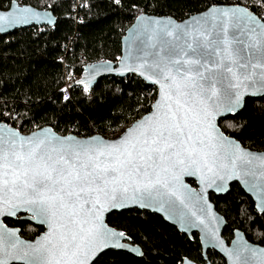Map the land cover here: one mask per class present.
<instances>
[{
  "label": "snow or ice",
  "instance_id": "snow-or-ice-1",
  "mask_svg": "<svg viewBox=\"0 0 264 264\" xmlns=\"http://www.w3.org/2000/svg\"><path fill=\"white\" fill-rule=\"evenodd\" d=\"M31 18L27 9L0 15V31ZM261 20L236 7L213 10L190 25L145 22L137 39L146 37V48L129 70L160 84L164 103L119 143L0 133V216L6 206L8 215L24 207L50 228L42 240L26 244L0 225V264H88L112 237L123 236L103 226L102 212L131 201L179 214L177 201L187 207L191 199L181 191L183 174L224 180L243 173L264 181V158L243 151L215 123L239 112L246 95L264 94ZM244 253L257 255L246 245L230 255L236 264H249Z\"/></svg>",
  "mask_w": 264,
  "mask_h": 264
},
{
  "label": "trees",
  "instance_id": "trees-1",
  "mask_svg": "<svg viewBox=\"0 0 264 264\" xmlns=\"http://www.w3.org/2000/svg\"><path fill=\"white\" fill-rule=\"evenodd\" d=\"M13 0H0L7 9ZM21 4L47 8L56 16L53 27L31 26L0 35V121L24 132L50 125L61 134L81 137L101 134L114 138L133 121L148 113L156 89L133 74L125 78L105 76L91 90L78 84L70 97L63 99V59L66 69L80 75L86 63L99 60L117 61L121 38L127 27L143 13L169 15L178 20L200 12L213 4L230 0H82L80 17L74 16L70 0H18ZM255 13L264 0H234ZM242 125V127H237ZM222 131L239 140L243 146L264 150V96L245 99L235 115L219 120ZM188 182L196 186V181ZM216 210L226 225L222 235L229 242L234 229L244 232L256 244L264 243V213L255 210L252 198L238 183L226 195L210 194ZM107 222L125 232L133 244L141 247L142 256L108 250L92 264H181L184 257L202 262L198 235L192 239L149 211L128 209L113 212ZM18 226L27 239L42 230L27 221L7 219ZM212 264H226L216 251L209 250Z\"/></svg>",
  "mask_w": 264,
  "mask_h": 264
},
{
  "label": "water",
  "instance_id": "water-1",
  "mask_svg": "<svg viewBox=\"0 0 264 264\" xmlns=\"http://www.w3.org/2000/svg\"><path fill=\"white\" fill-rule=\"evenodd\" d=\"M236 7L246 10L258 20L261 19V17L258 16L257 13L241 4H213L206 9L194 13L182 20H178L169 15L141 13L133 19L131 24L125 30V33L121 38L120 57L117 61L102 60L100 62L90 63L84 66L80 82L83 81L87 83L89 90H91L95 86L97 81L102 77L114 76L125 78L130 74H133L136 77L142 79L147 85L153 86L156 89V96L151 105L150 111L141 116L139 119L133 121L118 136L114 138H108L102 136L101 134H94L86 137H81L73 133L61 134L55 131L50 125L43 126L29 133H23L17 128L6 127L3 121H0V133L12 131L18 133L23 137H31L34 135H43L45 133H50L56 137L72 138L73 140L79 142L99 140L108 144L119 143L128 135L130 130L134 129L138 124H141L155 116L157 114V105L164 103L162 99V89L160 84L147 79L145 76H141L139 71L129 70L130 68H135L140 63L138 57H141L143 55V50L146 48V37L141 36L139 39H137V33L142 29L144 23L148 21H160L165 23L171 22L172 24L179 25H190L193 20L200 19L205 16H210L213 10L222 12L231 10ZM24 9H27L32 16L29 22L13 25L7 28L6 31H0V35H7L17 29L29 28L31 26L53 27L56 23V16L51 10L47 8H37L31 5L21 4L18 0H13L7 9H0V15L17 13L18 11H22ZM261 22H264V20H261ZM263 96L264 94L246 95L243 100V106L246 98H258ZM229 115L233 114L229 113L225 116H217L215 121L217 129L221 133H223L224 136L227 137L230 141L238 144L243 151L250 153L254 157L264 158V150H254L243 146L239 140L227 135L222 131L221 127L219 126V120ZM253 169L257 173H259V171L261 170L260 160H256L254 162ZM189 179L195 180L196 186L191 185L188 182ZM180 181L184 185V188L181 189V191L190 193L191 199L186 201L187 207L180 205L177 201L176 208L179 209V214H174L165 209H161L158 203H152L151 207H142L140 204H136L131 201H128L123 207L115 209L107 208L104 212H102L100 215L103 226L110 232L117 234L123 233V236L117 235L112 237L107 246L101 247L89 257L88 264H92L101 254L108 250L125 251L137 257L142 256L143 251L139 245L133 244L131 238L127 236L124 231L112 225H109L107 222V216L109 214L113 212H121L128 209H139L142 211L155 213L161 216L165 222L174 226L180 233L187 235L191 239L193 233H196L198 235L203 261L196 262L187 257H184L181 264H212V262L208 258L209 250H214L219 253L225 259L226 264H236L235 256L230 255V253L234 252V250L238 247L244 245H246L250 249H255L257 251V255L254 257L250 256L249 253L243 254L244 256H249V264H260V254H264V243L256 244L249 241L246 238L244 232L240 229H234L233 237L228 242L222 235L223 229L226 225V220L223 215H221L216 210L214 203L210 199V194L213 193L216 196L226 195L230 191L231 185L233 183H238L244 190V192L252 198L256 212L264 213V181L254 179L253 177L243 173H241L239 176H233L224 180H221L216 176H211L210 174H207L204 176V178H202V174L199 171H197L195 175H181ZM253 183H256L257 185L255 188L252 187ZM217 185H222L223 190H217ZM165 208H167V205L165 206ZM21 214L23 215L19 217V215ZM18 218L27 220L39 226H43L44 231L33 240L25 239L20 235V228L10 227L5 224V220L7 219L17 220ZM0 225L8 230L16 232L19 240L26 244H35L36 242L42 240L45 236H47L50 231L48 223H41L38 219L33 217V214L30 211H28L24 207L17 209L15 215H8L6 206L5 215L0 216ZM117 244L120 245V247H118ZM10 264H23V262L14 260L11 261Z\"/></svg>",
  "mask_w": 264,
  "mask_h": 264
},
{
  "label": "built area",
  "instance_id": "built-area-1",
  "mask_svg": "<svg viewBox=\"0 0 264 264\" xmlns=\"http://www.w3.org/2000/svg\"><path fill=\"white\" fill-rule=\"evenodd\" d=\"M70 1H72L74 3L73 4L74 5V16L76 18L77 17H80L81 16L80 15V9L82 7V2L83 1L82 0H70ZM229 4H238V3L235 2L234 0H230V3ZM141 13H143V10L142 9H139L138 15L141 14ZM256 13L261 18H264V6L263 5H260L259 8H258V11ZM100 61H102V60L95 61V62H100ZM62 62H63V67H64V85H63V87L61 89V92L63 94V99L65 100V97H67V99L70 97V94H71V91H72V87L75 84L81 85L83 88H84V85L80 82L81 77H82V73L80 75H75L74 72H73V70L66 69V61H65V58L63 59ZM95 62H89V63H86V64L95 63ZM12 120L7 121V122H4L5 125H6V127L12 128V126H11V121ZM34 130H37V128L35 126H32V127L28 128V129H26L23 133H29V132L34 131Z\"/></svg>",
  "mask_w": 264,
  "mask_h": 264
},
{
  "label": "flooded vegetation",
  "instance_id": "flooded-vegetation-1",
  "mask_svg": "<svg viewBox=\"0 0 264 264\" xmlns=\"http://www.w3.org/2000/svg\"><path fill=\"white\" fill-rule=\"evenodd\" d=\"M23 214H21V215H19V217H21ZM20 220H23V219H21V218H19ZM23 221H27V220H23ZM27 222H29V221H27ZM31 225H33V226H35V227H38V229H39V227H41L42 228V230L40 231V232H38L36 235H35V237H33V238H31V239H28V240H33L34 238H36L37 236H39L43 231H44V227L43 226H39V225H36V224H33V223H31V222H29ZM5 224L7 225V226H10V225H8L7 223H6V220H5ZM10 227H18V226H10ZM18 228H20V227H18ZM20 235H21V229H20ZM22 236V235H21ZM23 237V236H22ZM23 238H25V237H23ZM25 239H27V238H25Z\"/></svg>",
  "mask_w": 264,
  "mask_h": 264
},
{
  "label": "rangeland",
  "instance_id": "rangeland-1",
  "mask_svg": "<svg viewBox=\"0 0 264 264\" xmlns=\"http://www.w3.org/2000/svg\"><path fill=\"white\" fill-rule=\"evenodd\" d=\"M121 132H122V131H121ZM121 132L119 131V132H118V135H119ZM118 135H117V136H118Z\"/></svg>",
  "mask_w": 264,
  "mask_h": 264
}]
</instances>
